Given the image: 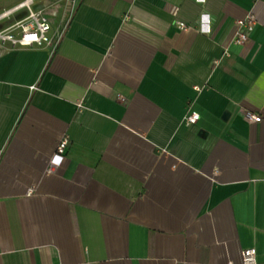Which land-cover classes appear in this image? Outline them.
Returning a JSON list of instances; mask_svg holds the SVG:
<instances>
[{
  "label": "crops",
  "instance_id": "1",
  "mask_svg": "<svg viewBox=\"0 0 264 264\" xmlns=\"http://www.w3.org/2000/svg\"><path fill=\"white\" fill-rule=\"evenodd\" d=\"M34 8L62 39L0 43V264H264V0Z\"/></svg>",
  "mask_w": 264,
  "mask_h": 264
},
{
  "label": "built area",
  "instance_id": "2",
  "mask_svg": "<svg viewBox=\"0 0 264 264\" xmlns=\"http://www.w3.org/2000/svg\"><path fill=\"white\" fill-rule=\"evenodd\" d=\"M1 1V0H0ZM40 0H24L14 8L7 10L0 14V22L10 19L14 14L25 12L20 20L16 21L9 27L0 30V43L10 44L11 47H47L51 51H54L61 39L62 34L51 35L52 27L48 17L42 10H36L34 5ZM256 25V18L254 15L249 14L245 18L236 21V32L233 37L235 45L244 47L250 41V34L254 31ZM178 27L181 30H188L190 27L183 23H179ZM34 88V87H33ZM196 90H198L196 88ZM81 109V105H78ZM243 118L248 123H257L261 121V117L249 111L243 112ZM200 119V115L196 112L188 113L183 119V123L186 126H192L197 124ZM69 147V139L63 137L57 147L56 156L62 157V161L66 157V153ZM56 164H50L48 173H54ZM31 191H29L30 193ZM243 264H257V253L255 249H249L242 252Z\"/></svg>",
  "mask_w": 264,
  "mask_h": 264
},
{
  "label": "clouds",
  "instance_id": "3",
  "mask_svg": "<svg viewBox=\"0 0 264 264\" xmlns=\"http://www.w3.org/2000/svg\"><path fill=\"white\" fill-rule=\"evenodd\" d=\"M202 18L204 20H206V21H209V22L211 21V15H210V13H204ZM51 162L54 163V164H56L57 166H60V164L62 163V157L53 155Z\"/></svg>",
  "mask_w": 264,
  "mask_h": 264
},
{
  "label": "rangeland",
  "instance_id": "4",
  "mask_svg": "<svg viewBox=\"0 0 264 264\" xmlns=\"http://www.w3.org/2000/svg\"><path fill=\"white\" fill-rule=\"evenodd\" d=\"M15 15H17V14H14V17H15ZM11 17H12V18H11ZM11 17H10V19L12 20L14 17H13V16H11ZM7 20H9V19H7ZM11 20H9V21H11Z\"/></svg>",
  "mask_w": 264,
  "mask_h": 264
}]
</instances>
